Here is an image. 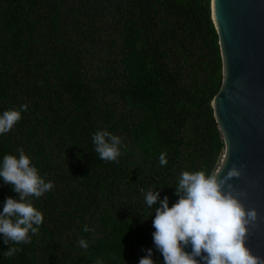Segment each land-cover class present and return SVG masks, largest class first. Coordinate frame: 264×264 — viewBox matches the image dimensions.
Returning <instances> with one entry per match:
<instances>
[{
  "label": "trees",
  "instance_id": "1",
  "mask_svg": "<svg viewBox=\"0 0 264 264\" xmlns=\"http://www.w3.org/2000/svg\"><path fill=\"white\" fill-rule=\"evenodd\" d=\"M223 82L211 0H0V114L28 105L0 162L23 148L54 183L33 200L44 222L30 243L7 257L0 234V264H139L148 248L163 264L144 196L156 187L171 206L183 171L214 170ZM105 129L123 140L118 161L94 151ZM10 196L0 177V212Z\"/></svg>",
  "mask_w": 264,
  "mask_h": 264
},
{
  "label": "clouds",
  "instance_id": "2",
  "mask_svg": "<svg viewBox=\"0 0 264 264\" xmlns=\"http://www.w3.org/2000/svg\"><path fill=\"white\" fill-rule=\"evenodd\" d=\"M27 107L24 104L0 114V135L13 129ZM92 141L101 160L118 161L123 144L120 136L105 129L95 132ZM17 153L6 154L0 162V177L19 196L8 197L0 212V234L5 244H11L4 253L7 257L20 251L12 245L30 243V234L39 232L44 214L33 200L54 188V183L46 182L23 148L17 149ZM159 163L167 165L166 152H161ZM224 167L225 164L216 170L183 171L175 185L179 199L171 206L169 197L165 195L161 199L156 187L145 194L146 205L155 210L153 240L163 256V264H264V258L254 254L246 243L248 226L257 220L258 210L247 209L228 183L240 177L242 169L233 166L221 177ZM84 231H89L87 225ZM189 244L191 252L185 250ZM79 246L87 249L88 241L82 238ZM146 251L139 264H157L152 258L153 249ZM95 264L104 261L97 259Z\"/></svg>",
  "mask_w": 264,
  "mask_h": 264
},
{
  "label": "water",
  "instance_id": "3",
  "mask_svg": "<svg viewBox=\"0 0 264 264\" xmlns=\"http://www.w3.org/2000/svg\"><path fill=\"white\" fill-rule=\"evenodd\" d=\"M211 8L224 61L212 102L224 138L214 170L225 164L223 177L233 166L242 169L228 183L247 209L258 210L246 243L264 258V0H211Z\"/></svg>",
  "mask_w": 264,
  "mask_h": 264
}]
</instances>
